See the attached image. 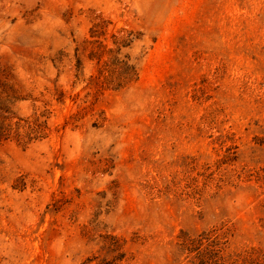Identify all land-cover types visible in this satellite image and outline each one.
<instances>
[{
	"label": "rangeland",
	"instance_id": "1",
	"mask_svg": "<svg viewBox=\"0 0 264 264\" xmlns=\"http://www.w3.org/2000/svg\"><path fill=\"white\" fill-rule=\"evenodd\" d=\"M0 264H264V0H0Z\"/></svg>",
	"mask_w": 264,
	"mask_h": 264
}]
</instances>
